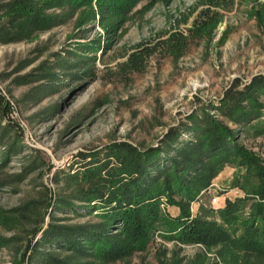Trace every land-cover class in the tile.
Here are the masks:
<instances>
[{
	"label": "rangeland",
	"instance_id": "1",
	"mask_svg": "<svg viewBox=\"0 0 264 264\" xmlns=\"http://www.w3.org/2000/svg\"><path fill=\"white\" fill-rule=\"evenodd\" d=\"M226 2L46 6L55 23L20 36L0 10V212L8 217L0 221V264H254L236 249V259L224 261L218 244L181 242L160 231L144 249L109 255L89 246L91 253H75L61 239L44 238L52 225L101 220L97 208L74 196L82 173L115 165L123 143L146 150L179 128L182 146L197 138L187 127L215 119L264 159V91L254 95L262 116L243 102L248 121L232 119L238 113L222 103L229 91L264 82V0ZM210 16L206 32L195 33ZM167 151L164 161L174 153ZM244 172L224 162L194 199L175 197L191 217L205 208L220 221L226 199L244 196L234 184ZM160 207L180 213L165 198Z\"/></svg>",
	"mask_w": 264,
	"mask_h": 264
},
{
	"label": "trees",
	"instance_id": "2",
	"mask_svg": "<svg viewBox=\"0 0 264 264\" xmlns=\"http://www.w3.org/2000/svg\"><path fill=\"white\" fill-rule=\"evenodd\" d=\"M91 1L0 0V10L8 17L15 36H20L29 29H44L55 23L52 15L43 12L46 6ZM114 1L117 5L127 3V0H97L100 8ZM226 1L205 0L215 6L227 4ZM213 22L212 16L208 17L194 32L205 33ZM262 81L253 80L243 90L229 91L223 98V105H229L231 111L238 113V117L230 113L232 119L242 122L249 117L244 101L257 109L256 117L262 116L258 110L260 103L254 96L264 91ZM187 130L197 134V138L182 146L178 138L183 130L172 128L156 147L141 150L123 143L115 148L118 159L115 165L108 167L105 162L87 168L82 173L85 183L74 197L87 203L90 211L97 208L96 214L101 220L73 226L52 225L44 238L61 239L62 245L75 253L109 255L144 249L153 234L160 231L163 237L181 242L218 244L224 261H234L237 250L243 259L258 264L257 259L264 258V159L237 144L235 130L215 119L207 120L203 126H189ZM168 147L174 153L164 161L162 156L168 153ZM224 162L245 169L234 183L244 196L226 199L225 205L217 210L220 221L209 218L212 210L205 208L191 217L188 204L175 194L187 201L194 199L209 185ZM162 198L178 204L180 213L171 216L162 210ZM5 219L8 217L0 212V221ZM86 246L91 252H86Z\"/></svg>",
	"mask_w": 264,
	"mask_h": 264
}]
</instances>
